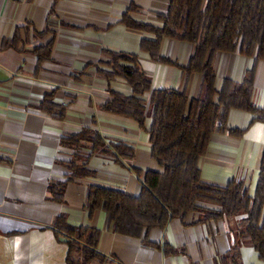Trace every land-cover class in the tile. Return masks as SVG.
Listing matches in <instances>:
<instances>
[{
	"label": "crops",
	"instance_id": "0c3cea01",
	"mask_svg": "<svg viewBox=\"0 0 264 264\" xmlns=\"http://www.w3.org/2000/svg\"><path fill=\"white\" fill-rule=\"evenodd\" d=\"M170 3L0 0V264H66L67 247L51 227L60 216L73 228L100 231L97 251L104 264H264L238 237L244 216L203 221V212L197 211L164 229L130 237L107 229L102 212L90 215L84 207L89 186L133 196L145 173L160 171L151 158L148 107L142 125L103 109L113 94L131 96L124 80L100 73L110 71L111 54L135 56L151 90H185L190 101L198 95L201 76L184 72L193 45L164 38L156 61L140 47L154 36L121 23L131 10L130 20L160 26L158 16L168 12ZM49 44V58L39 62L35 49ZM212 63L219 92L225 80L242 82L253 59L218 52ZM45 99L64 107L63 119L55 111L40 110ZM252 104L264 108V61L256 65ZM226 128L212 134L198 163L200 179L217 187L241 180L252 196L264 153V123L251 113L230 110ZM85 130L98 132L109 144L127 146L133 157L116 162L102 154L91 156L87 168L93 177L76 179L62 203L54 202L48 187L65 180L74 154L61 140ZM235 246L239 254L232 258Z\"/></svg>",
	"mask_w": 264,
	"mask_h": 264
},
{
	"label": "trees",
	"instance_id": "16d2710c",
	"mask_svg": "<svg viewBox=\"0 0 264 264\" xmlns=\"http://www.w3.org/2000/svg\"><path fill=\"white\" fill-rule=\"evenodd\" d=\"M129 10L121 19L126 27L151 34L143 39L141 50L158 61L162 39L191 44L194 54L184 68L185 75L199 74L201 85L195 99L189 100L185 90H151L150 79L137 64V58L124 53L111 54L110 71L100 72L106 79H122L131 96L113 94L103 106L106 112L127 117L139 125L150 111L149 140L151 158L158 172L145 173L135 195L98 186L87 188L85 209L92 215L100 211L105 227L113 232L139 237L152 229H164L173 219L183 221L193 212H203V221L244 216L238 237L248 243L264 262V153L254 194L250 196L241 180L226 187L203 183L198 163L205 154L213 133L225 132L230 110L248 112L264 123V108L252 104L257 63L264 61V0H171L168 12L158 16L160 26L153 27L129 19ZM51 44L38 47V61L49 58ZM237 53L252 58L253 66L242 82L225 80L219 92L215 89L213 56ZM149 96L147 102L144 100ZM40 110L49 115L55 111L63 119L64 107L45 99ZM61 145L74 151L66 164L64 181L49 185L52 201L62 203L69 184L76 179L93 177L87 168L94 155H106L116 162L131 159L133 151L123 144H109L96 131L85 130L78 136L62 138ZM85 150L84 156L80 155ZM216 206L218 211L202 208ZM67 247L66 264H104L97 251L100 231L96 228H73L65 217H57L52 225ZM166 253L170 252L164 247ZM238 257V246L231 250ZM237 264V263H236Z\"/></svg>",
	"mask_w": 264,
	"mask_h": 264
}]
</instances>
